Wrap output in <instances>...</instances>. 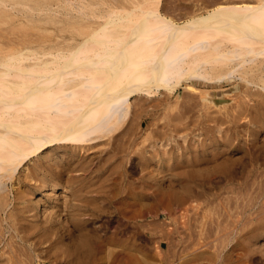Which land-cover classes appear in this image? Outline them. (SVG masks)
<instances>
[{
	"label": "bare ground",
	"instance_id": "bare-ground-1",
	"mask_svg": "<svg viewBox=\"0 0 264 264\" xmlns=\"http://www.w3.org/2000/svg\"><path fill=\"white\" fill-rule=\"evenodd\" d=\"M55 1L56 2L54 4L47 3L39 6L37 5L34 6L32 2L25 0H20L17 3L13 2V0H0V8H3L8 13L9 16L11 15V16L28 17V12L34 11V13L38 14L37 16H39L41 19L47 18L48 16H53L55 17V19L58 18V21L64 23L65 21L68 20L69 21L81 20V24L86 25L87 27L90 28V34L79 43H74L70 41L67 44H63V43L59 44V42H54L47 47L40 48L39 46L38 48L37 47L33 49L28 48L27 50L21 48L15 50L14 52L11 51V53H0V264H178V263L186 264L189 262L190 264H194V263L198 264L199 263L198 261H201L203 258H205L204 262L209 261V263L214 259L215 261L214 262L212 261L213 262L212 264H216V263L236 264L234 261H236L235 259L237 258V256H235L233 260L232 258L233 256L231 253L225 252L224 249H221L224 246H226L225 244H227L229 240L227 243H223L224 246L222 247L220 246L221 248L219 250H218L219 247H216L217 251L216 249L209 251V248L211 249L212 245H213L212 248L216 246L214 245L216 242L215 243L213 242V240L216 238L212 237V235L215 236V234L216 235L218 234L217 236L222 239V242H224L228 238H230L231 234L233 235L236 228L240 227L241 230V228L246 227V225H248V222L254 219V217H250L248 218L250 220L247 221L246 220L247 215L244 218H242L244 209L249 208L248 206L252 204L251 202H248L249 200L248 198L246 200L247 204H245L246 202L239 201L240 199L238 200L237 203H235L236 207L243 206L244 204L245 205H244V209L243 208L239 209L242 210L243 212L242 211L232 212L234 216H236V219H234L235 217L233 215H229V218L232 216L234 217L233 221L231 220V218L226 219V217H228V214L227 216L225 215V219L223 218L220 219L219 217L221 215L220 213H224L226 212V210L225 211L223 210V212L220 211V213H218V215L220 214L218 216L219 219L216 220L213 219L212 217L213 220H210L212 222H210L208 227L206 226V219L200 220L199 217L197 216L195 218L194 217L191 218L189 216L192 220L194 219L195 221H191L190 226H188L189 224H187L186 227H184V228L190 227V229H188L189 231L186 232L187 229H185V231H183L182 233L181 230L182 229L184 230V228H182L180 231L182 235L186 233L188 234L189 232V234L187 235L188 238L193 237V240L191 239L190 240H191V247L193 246L192 248H194V250L190 251L189 249H191V247L188 246H187L188 250L186 249V247H183L186 249L184 251H180V249L177 250L176 245L174 244V243L177 244L178 238L175 241L177 236L174 239L175 242L171 240L174 238L173 236H172L173 238H170V240L169 237L168 238L166 237L168 239L167 242L171 241L172 245L174 244L175 247L173 249H171L173 247L172 246L171 248L167 247L170 248L171 250L170 249L164 250L162 249L163 247L161 248L159 243L154 245L155 246L154 248V246L151 245V241H154L156 236L154 238L152 237L153 240L150 241L151 238L148 235L150 231L152 233L153 231L157 232L158 234H160L161 237H165V235H169V234L171 236V233H168V231L174 232L172 231L174 228L169 227L168 225L169 221L167 222V228L169 227L167 231L166 228L165 230L163 228L158 229L156 227L153 229V227H150V225H152L156 220L159 223L160 221L159 219H154V222L153 223L151 222L152 224H149L147 222L148 219L146 220L147 212L145 211V209L149 210L150 208L151 210L152 208L149 207L151 205L153 206V208L154 206L155 208H157L156 206H158L161 203V201L158 203V201L156 200L158 204L156 203L157 205H153L155 204V202L153 201V204H151L149 203L148 200V198H150L151 195H154V197L152 198L156 197L155 191L157 189H155L154 191L152 187H154L155 185H153L152 183L150 184L148 181H146L147 178H145L144 176L151 177L152 176L151 174H153L155 171L150 174L151 176L148 174V175H144L143 176L144 178L142 177L143 179L140 178L139 181L140 184L130 181L131 179L127 178V175L123 173V175L126 178L125 183L127 186L126 188L124 187L123 190V193L125 192V194L122 193L123 196L118 197V193L121 191L120 190L121 188L119 186L120 191L119 190L114 191L115 189L114 186L120 184V182L118 183V181H117L118 184L115 183L117 178L116 176L118 175L116 173H118V171L120 172V169L122 167L120 168L119 165L117 164L116 165L107 164L109 163V161L106 163L105 161L103 162V160L102 163L100 162V164H98L99 163L98 162L97 164L91 165L89 163V160L86 159V157L84 159V155L82 154V151L83 150L89 151L93 147L96 148L95 146H97L98 144L112 141V139L117 140L116 139L117 135L121 132L122 128L126 129L128 127L127 131L128 132L129 130L132 131L133 128L131 126L134 127L135 125L134 123H137V121L135 122L136 119L139 120L140 118H143L145 113L146 115L151 114V112L160 109V107L162 106L168 105V103L171 100H173L170 99L168 96L167 97L165 96L166 99L164 97V100H161L162 98L161 94H166V95L172 94L181 85L188 88L189 89L188 92H190L191 90V93L193 94L195 92L197 93L198 91L199 93L198 97L201 98L204 104H213V107L215 106L218 110H220V113L223 112L224 115L227 114L228 119H230L229 117H231V115L228 114L230 113V111L229 110L224 111L223 109L227 110L228 107L232 104L234 107L230 106V108L233 107L232 108L234 112L233 116L235 115L234 118L237 116L238 118L240 116H245L248 118L247 122L243 118V121H245L246 124L245 122L241 123L239 121L241 124H244L243 126L241 125L243 129H241L242 127L239 125L241 131L249 134L250 137L253 136V138L257 140L256 143L259 144L258 139L259 136H261L264 129V0H226L218 3L216 6L214 5L212 8L209 7L208 9V7L207 8L205 7L206 11L204 12L199 11L200 9L198 6L199 12H193L185 19H178L176 16L168 13L166 10L167 6H165L164 3L165 0H131L130 1L131 5L128 6L120 5L118 4L117 1H112V2L102 1L101 4L105 3L102 6H98L100 2H96L94 0H55ZM92 18L97 20L91 21ZM36 23H38V21ZM129 31H130V36H127V32ZM62 41L64 42V40ZM227 84L230 85L231 87L226 88L225 85ZM185 87L183 88L184 90ZM232 91H235L238 94L232 96L234 95L232 94ZM157 95H161L160 96L161 101L159 100L158 103L156 102V105L154 103L151 104L152 103L151 100L155 98ZM184 95H188V94H184ZM184 95L182 96L181 94L183 99H184ZM191 95L192 94H190V96ZM177 96L175 97L177 98ZM196 96L197 95H195V97ZM185 97L187 98V96ZM195 97L194 100L196 99ZM242 97H244V99L246 98L247 100H242L243 99ZM134 98H136V101H138L137 99L139 98H144L147 101L150 100L151 102L149 101L148 104H150L151 108L148 109L149 107L147 106L148 107L147 108L145 106L147 105V103L145 105L142 103L141 105L139 104L138 106V103H136V101L134 103ZM139 100L141 101V99ZM194 100L193 102L195 103ZM234 100H236L237 102L236 103L233 102ZM155 101H157V99ZM180 102L182 103L184 101L181 100ZM184 104L186 106L187 101ZM202 104L200 105V107L204 105ZM197 105L191 106L192 109H194ZM180 106L181 108L183 107L182 104ZM188 107L189 106L187 105V108ZM200 107L197 109V111L200 110ZM178 109H177L178 112L177 115L180 116L179 115L180 112ZM207 109L208 106L206 108V112ZM174 110H175V106H174ZM181 110L183 113V108ZM186 110L188 111L189 114L190 109L189 110L186 109ZM167 112L169 113V111ZM175 112L173 114L177 113ZM184 112H185V108H184ZM153 113L155 114L156 112ZM168 113L165 112L166 115ZM169 114L168 116H170ZM196 114L198 113H195V116ZM212 114L213 113L211 112V115ZM218 114L215 115L213 114V116H216ZM185 115H183L184 118L188 116ZM204 115L207 116L206 113ZM132 116H135V120H132L133 119ZM173 116L175 117V115ZM178 116L176 117L179 118ZM190 116L193 119L187 117L186 119L189 118V121L190 120L194 121L198 117L197 116L194 119V116L192 115ZM225 116L224 118H222L221 116H216L214 117V119L210 117L212 118V121L216 120V122L218 123L220 122L219 125H217V127H215L216 125L212 126L209 124L206 127V125H204L203 123L204 120L202 121L201 123L203 124L202 127L203 128L206 127L207 129H209V132L210 131L211 132L208 134L207 138H205L206 136L204 137L205 139H203L204 141L202 143L200 141L202 140L203 136L200 135L201 140L199 139L200 140L199 142L201 143V145L195 146L196 145L195 143V145H193L194 147L191 146L196 149V152L199 153V155H196L197 153H195V155L197 156L198 163H199V159H201V163H202L201 156L202 154L204 156L206 152L223 153V151L224 152L227 151L225 150V147L234 145L237 140L234 136L235 135L237 136V133L241 134L240 133L241 131H238L236 133L233 132L234 134H230L229 132L230 127L229 129H226L229 131H226L222 127L227 124V122L225 121H228V119L225 118ZM177 118L176 120L175 119L174 120L177 121ZM180 118L182 117L180 116ZM157 119H159V117ZM183 119L181 120L178 119V122L180 121L183 122L182 124L184 126L185 125L184 123L185 122L187 123L188 120L185 119L186 121H182ZM197 119L200 120L199 118ZM209 119H207L208 123H209ZM131 120L134 121L133 123L134 125L130 124L131 125L130 126L129 123ZM151 120L153 121V119ZM198 120L197 123H199ZM152 121L150 122L151 125H152ZM159 121H155L156 125L157 122ZM168 121L170 123V119ZM155 122L153 124H155ZM163 122L165 123L166 121L163 120ZM163 122L161 120L160 123ZM172 122L174 123V121ZM190 122L188 123L189 125ZM167 123L165 124L167 125ZM179 124L178 127L182 126V124L181 125ZM151 125H147V126L150 127ZM191 125H194V122ZM163 126L161 127L163 128ZM170 126L173 125L171 124ZM175 126L173 128H175ZM140 127H141L140 125L136 126L133 129L134 131L131 132L132 135L129 132L131 136L128 137V140L126 139L125 142L122 141L123 142V143L121 142L122 144L119 145L115 144L116 145L115 147V145H113L115 141H113L112 144L110 142V144L113 145L112 146L113 149L116 148V150L122 151L123 153V152H128V150L131 149L132 146L137 145L136 141L139 137L138 134L144 130ZM152 127L156 128L157 126L155 127L151 126V129L154 131L155 129H153ZM156 129L158 130V128ZM201 129L202 128H200V130ZM223 129L226 132L224 135L222 134L223 135L222 136L221 132L223 131ZM197 130L200 131L199 129ZM212 130L214 133L212 132ZM127 131L122 132V134ZM164 131L165 129L163 130V136H164ZM183 131L184 130H182V134H184ZM187 131L189 130H186V132ZM158 132L160 133V131ZM200 133L202 132L200 131ZM217 133L218 134L220 133L222 137L220 135L219 136L223 138V141H219L222 139L219 138ZM122 134L120 135L121 137H123ZM247 134L244 135L246 136ZM126 135L125 138H127ZM140 135L142 136L141 133ZM147 135L148 134H145L144 136L149 138V136L152 135L151 138H153L152 133L149 136ZM204 135H206V133H204ZM144 136L143 138L142 137L141 138L144 139L145 138ZM155 137L158 138L161 137L162 141L163 138H165V136L162 137L156 135ZM184 138H186L185 135ZM123 139L124 138H122V140ZM145 139L143 141H145ZM194 139L195 137L192 139V141H194ZM238 139H240V137ZM138 141H140V139ZM256 143H252V145ZM263 143H262V147L264 148ZM110 144L108 143V145ZM140 144L142 146V143ZM184 144L182 143V145ZM239 145L241 144L239 143ZM252 145L249 146L248 148L252 147ZM259 145L261 147V144ZM141 146L139 147L142 148ZM153 146L151 144V147ZM104 147L103 148L106 149V145H104ZM243 147H244L243 150H245L246 147L242 146V148ZM253 147L255 146L253 145ZM184 148L185 147H183L182 149L184 150ZM230 148L231 147H229V150ZM258 148L259 146L255 150L258 151L257 150ZM136 149H135V156L137 151ZM252 149H250L249 151L251 155L253 151ZM101 150L103 151V149ZM185 150L188 149L185 148ZM140 151H144V150L141 149ZM179 152L180 151L178 150V154ZM99 153L101 154V152ZM110 153L114 154L115 150L114 152H110ZM213 153H211V156L215 157L216 154L214 153V155H212ZM257 153H259V151ZM84 154L87 155V153L85 152ZM100 154L99 156H101ZM118 154H116V156ZM108 155L109 154H107L106 156L108 157ZM138 155L142 156L143 154L142 155L137 154V156ZM153 155H155L154 152L151 157H153ZM179 155L181 157V154ZM217 155L219 156L220 154ZM116 156L114 155L113 158H115ZM143 156L145 157L146 155ZM188 156L186 155L185 158H187ZM242 156L243 155H241V158ZM247 156H249V154H247ZM127 157L130 158L131 156H127ZM180 157L178 156L179 160L181 159ZM223 157L226 159L224 155ZM90 158L93 159V157ZM205 158L206 156L203 157V159ZM208 158L211 159L209 156ZM122 159L124 160V158ZM219 159L221 160V158ZM263 159L261 158L260 161L259 159L256 160L262 163ZM109 160L111 161V159ZM176 160H177V156H176ZM227 160L229 159L227 158ZM118 161L116 159L117 163H119ZM141 161H143L142 163H144V159ZM189 161H190L189 163H191L190 159ZM210 161L208 160V162H206L205 159L203 163L206 162L210 164ZM238 161L239 159L238 160L236 159V163ZM248 161H245V163H247ZM254 161H252L251 164ZM258 161L256 162L257 164ZM153 162L155 163V161ZM169 163L167 164L169 165ZM189 163L188 164L185 163V164L190 165ZM256 163L254 165H257ZM128 164L130 165L132 163H130L129 161L127 165ZM140 164L138 166H140ZM234 164L235 162L233 161L231 165ZM132 165L130 166L132 167ZM186 165L184 166L186 167ZM207 165L205 166V168L207 167ZM227 165L229 166V163ZM254 165L253 167H256ZM130 166L127 168H130ZM141 166H143V164ZM181 166L184 167L183 165H180L179 167ZM194 166L196 167V165ZM194 166L192 165V167ZM118 167L120 169L117 170ZM147 167H149V163H147L146 161L143 167L144 171L143 170L142 171L146 172L145 170H147L148 172L149 169L151 168V165L150 168L146 169ZM174 167L176 166L174 165ZM202 167L199 166V168ZM219 167L221 166L219 165ZM244 167L245 164L243 165V169H246ZM249 167L250 166H248L247 168ZM127 168L125 167L126 170ZM140 168L141 167L137 169ZM199 168L196 167V170ZM229 168H234V166L231 167L229 166ZM24 169L28 170L25 171V174L23 173ZM171 169L172 168H170V172L172 171ZM183 169L186 170L188 168L186 167V169L185 168ZM183 169L181 168V170ZM193 169L194 168H191V170L189 169V172L193 171ZM236 169L234 168V170ZM126 170L125 172H127ZM175 170L173 171L175 172ZM227 170L229 171V169H226L224 171ZM251 170L252 169H250V171ZM217 171L215 173V176L219 175L218 172L220 171L218 172ZM230 171H232V169H230ZM236 171L238 172V169ZM236 171L233 173L236 174ZM247 171L248 169H246V172ZM156 172H162L163 174L164 171L159 170ZM177 172L178 170L176 171V173ZM180 172L181 171L179 170V173ZM189 172L188 174L190 175ZM193 172L195 173V170ZM193 172L191 174H193ZM197 172L198 171H196V173ZM213 172L210 173L214 175ZM255 172H258V169L257 171L255 170ZM138 173H140V171ZM171 173H172L171 177L169 178L174 177V176L172 177L173 172ZM181 173H180L181 177L179 178L181 179V183H185V181L187 180L186 178L187 176L185 177ZM196 173L195 176H198ZM224 173L227 174L225 175V177H227L231 172L229 173L222 172V174ZM238 173L241 174L240 171ZM258 173L256 174H258L261 177L264 176L263 170L262 172H258ZM202 174L203 173H201V175ZM242 174L240 175L241 177ZM139 175H143V173ZM139 175H137V177ZM167 176H168V172H167ZM195 176H191V177H195ZM202 176L201 177L203 179L205 177V174H203ZM230 176L233 178L234 175L233 176L230 175ZM162 177H164V175ZM227 178L230 179L229 177ZM227 178L226 181H228ZM259 178H258L259 181L257 180L255 181L256 183L260 182L261 184V182L264 181V177L262 179ZM221 179L222 178L220 177L219 180ZM235 179H236V175H235ZM240 179L242 180V178ZM169 180L170 181L168 184H170L171 186L170 182L172 179ZM204 180L205 179H203V181ZM17 181H18L17 184L20 185V183H22L21 185L23 186L21 187L16 186ZM189 181L190 180H187V183ZM176 182L174 183L176 184ZM198 182L200 183V180ZM10 183L12 185V189L9 186ZM225 183H223V186ZM249 183H253V182H249ZM233 184L230 185L231 186L230 190L227 188L228 193L229 191H231L232 193ZM260 184L258 188H256L257 186L256 187L254 186L255 188L253 189H251V187L255 184L252 185L250 184L251 186L247 184L249 187H246L245 185V187L250 188L251 191H248L247 189V192L245 191L246 194H244L245 192L243 193V191L240 190L244 194L242 195V197L247 195L251 198L252 202L253 199L258 200V196H261L262 192H264L263 189L264 186ZM159 185L160 187H162L161 184ZM159 185H157L156 187H158ZM181 185L186 186L183 184ZM192 186L193 185H191V187ZM194 186L197 185L194 184ZM210 186L211 184H209V186L207 187ZM191 187L189 188V185L186 186V192L188 191V194H191L193 192V190L190 191V189H194ZM200 187L201 189L203 188L202 185ZM238 187L240 188V186ZM148 188H150V190L152 189V194L151 192L149 193L147 192L150 191L147 190ZM178 188L181 189V186ZM212 188H210V191ZM219 188H223L222 185ZM162 189L163 188L159 190ZM172 189H173V185H172ZM170 190L168 189L169 195L175 192V189H173L174 192L172 191L171 193ZM182 190H184V188L181 189L180 191ZM237 190L239 189L237 188ZM195 192L197 191H194V194ZM198 192L201 194L204 193V197H205L206 191L200 192V190H198ZM225 192L224 194H226ZM36 193H40L41 195L38 196L36 195ZM159 193H161L160 195H162L163 191H160ZM178 193L181 194L180 192ZM164 194H167L166 196L169 197L168 193H164ZM183 194L182 196L186 197V194L185 195ZM194 194L193 197L196 195ZM210 194L212 193L210 192L209 196ZM157 195L159 196V194ZM221 195L223 196L222 193ZM175 196L176 195H174L175 200L176 199L181 200V198H179L178 195L177 197ZM212 196H215V194L214 195L212 194ZM159 197L161 199V196ZM159 197H156L155 199L157 198L159 199ZM164 197L162 199H165ZM174 198L172 199L173 201ZM168 199L167 202H169ZM183 199L186 200V198ZM255 200L253 203L256 202ZM230 201L231 199H228V203ZM232 201L234 202V200ZM203 202L202 204H204ZM208 202L209 201H207V204L205 203L206 206L208 205ZM222 202L223 204L220 202L219 203L216 202V203L219 205V207L221 206L220 204L224 205L225 209L229 207L232 208L233 207L232 204H234V203L232 204L230 203L232 205L231 207L230 204H226L227 202L224 204L223 199ZM188 203H191V201H189ZM196 203L195 204L191 203V206L193 208L190 207V204L188 206L190 208H186L187 207L186 203L185 205L184 204L183 205L188 211L191 210L192 212V209H194L193 210L194 212L192 213L189 212L190 214H194L196 213L197 210V209L195 210V208H197ZM166 204H167V209L170 210L174 209L170 207L171 203L169 204L166 203ZM173 204H177V202L175 203L174 201ZM168 206L170 208H168ZM184 206L182 210L180 209L181 211L183 210L185 211ZM211 207L213 206L211 205L210 208ZM159 208L156 209V211H159ZM201 208L199 212L197 211L200 214H201L200 211H202ZM162 209L164 210V208ZM167 209L166 211H168ZM235 209L236 208H234V210ZM227 212H229V209H227ZM256 212H257V217H256L257 220L256 219H255L256 221L253 220L252 223L257 224L258 228H256V230L259 231H257L258 233L256 235H253V233H251L248 230L251 233V234L248 233L250 240H253L254 238L255 239L260 238L257 237L260 235H262L261 237H263L264 235V209H261L260 207V209H257ZM172 213H174L173 215H175L176 213V216L179 214L177 213V210L176 212H171V215ZM184 213H186V211ZM198 213L196 215H198ZM252 214L254 216V213ZM173 215L172 218L175 217ZM223 215L224 214H222L221 216ZM116 216L119 217L118 220L119 222L117 223H119V225L120 224L123 225L122 230L125 227L124 225L126 226L129 225V228L131 226V231L128 229L129 235L127 236L125 235L126 234V232L124 231L125 229L123 230L124 234H122L121 232L122 230H120L121 225L119 226L117 223L114 224L115 219L117 221V218H115ZM202 216L204 215L202 214L200 217ZM183 217L180 218V214L178 216V218H180L182 222H183L182 219H184L185 222L186 218ZM210 217H208L207 220L208 222ZM140 218H143L142 222H140L139 220ZM178 218H175V221L176 219L178 220ZM190 218L188 219V221L190 220ZM169 219L171 221V218ZM180 219L178 220V222L180 221ZM151 220H153V218ZM120 221H122L123 223H120ZM98 222L100 223L97 224ZM164 222L166 223V220ZM164 222H162L161 224L162 225L165 224ZM184 222H183V226L186 224L187 221L185 223ZM112 224L115 225L114 228H112ZM254 224L252 225L255 227ZM156 225L158 226L159 224ZM252 225L250 226L252 227ZM163 226H166V224ZM132 227H133V232H132ZM246 229H244V231H246ZM244 231L242 229V233ZM240 233L241 231L238 230L237 234L240 235ZM172 234L176 235V233H172ZM243 234H241L242 236L241 235L238 236L244 239L246 234L245 235ZM157 237L158 239H160L159 236ZM210 237L214 239L210 240ZM218 237L216 239L217 241H219ZM239 237L236 239H239L240 242H243V240L241 241L242 238L240 239ZM188 238L185 240L186 242L183 241L184 237L182 238V241L185 242L184 246L186 245ZM225 238L227 239L225 240ZM139 240L140 242H138ZM155 241L152 242V244L156 243ZM253 241L251 245L253 244ZM240 242L236 244H239ZM171 243L169 244L170 246ZM234 244L235 243H233V245ZM187 245H190V243H188ZM219 245L221 244L219 243ZM240 245L241 244H239V246ZM256 245L257 244L255 243V246ZM248 246L250 248L253 247L250 245ZM152 248L155 249L154 252ZM234 250L238 251V249H234ZM213 251H215V253H213ZM207 252L208 253L210 252L209 254L211 255L206 256L208 254ZM241 252L240 254L243 253ZM245 256L246 255H243L244 257L243 259H245ZM251 256L254 257L252 254ZM206 257H210V260H206ZM244 261L245 260L241 262L239 261L240 263L237 261V264H245ZM255 261H257V259L256 260L254 259V262Z\"/></svg>",
	"mask_w": 264,
	"mask_h": 264
},
{
	"label": "rangeland",
	"instance_id": "rangeland-1",
	"mask_svg": "<svg viewBox=\"0 0 264 264\" xmlns=\"http://www.w3.org/2000/svg\"><path fill=\"white\" fill-rule=\"evenodd\" d=\"M20 0H13V2H15V3H17V2H19ZM25 1H29V2H32V4L34 5V6H39V5H43V4H54L56 1L55 0H25ZM94 1H96V2H100V4H98V6H102V5H104V4H101V2L102 1H105V2H112V1H117L118 2V4H120V5H131L130 4V1L131 0H94ZM223 1H226V0H165L164 1V3H165V6H167V8H166V10H167V12L168 13H170L171 15H174V16H176L178 19H185V18H187L189 15H191V13H193V12H199V11H206V8L208 7V9H209V7L210 8H212L214 5L216 6L218 3H220V2H223ZM51 2H53V3H51ZM198 6H199V9H198ZM206 7V8H205ZM1 9H3V8H0V48H2V49H0L1 51H0V53H11V51H15V50H18V49H21V48H24L25 50H27L28 48H30V49H33V48H38L39 46H40V48L41 47H47V46H50V44L51 43H54V42H59V44H67V43H69L70 41H72V42H74V43H79V42H81L82 40H84L89 34H90V28L89 27H87L86 25H83V24H81V20H74V21H65V23L64 22H60V21H58V18H56L55 19V17H53V16H48L47 18H44V19H41L39 16H37L38 14H35L34 13V11H29L28 12V17H22V16H9L8 15V13L3 9V10H1ZM195 11H194V10ZM197 10V11H196ZM199 10V11H198ZM97 11H98V9H97ZM5 12V13H4ZM30 14H32V15H30ZM33 14H35V15H33ZM13 17V18H12ZM52 17V18H51ZM16 18V19H15ZM24 19V20H23ZM31 19H33V20H31ZM47 19V20H46ZM94 18H92V20L91 21H96L95 19L93 20ZM20 21V22H19ZM38 21V23H36ZM42 21H43V23H42ZM57 24H58V26H57ZM60 25V26H59ZM127 36H130V31L129 32H127ZM11 37V38H10ZM58 37V38H57ZM57 38V39H56ZM62 38V39H61ZM37 39V40H36ZM73 39V40H72ZM30 40V41H29ZM43 40V41H42ZM62 40H64V42L62 41ZM67 40V41H66ZM26 41V42H25ZM78 41V42H77ZM14 42V43H13ZM29 42V43H28ZM61 42V43H60ZM12 44H13V46H12ZM35 44V45H34ZM45 45V46H44ZM12 47V48H11ZM183 85H181V86H179L178 87V89L174 92V93H172V94H161V95H157L155 98H153L151 101H152V103L151 104H155L156 105V102L158 103L159 102V100H160V96L162 97L161 98V100H164V97L166 96H168L170 99H173V100H171L169 103H168V105H166V106H162V107H160V109H158V110H156V111H153V112H156L155 114L153 113V112H151V114H147L146 115V113H145V115H144V117L143 118H140L139 120L138 119H136L135 120V116H132L133 117V119L132 120H135V122L137 121V123H134V121H130V123H129V125L131 124V125H134V127L133 126H131L133 129L136 127V126H141L140 128H142V129H144L142 132H140L141 134H142V136L140 135V133L138 134L139 135V137H138V139H137V141L140 139V141H141V139L143 138V136L145 135V134H148L147 136H149L151 133L153 134V138H151V136H149V138L148 137H146V136H144L145 138H147V139H145V141H143L144 139H142V141L140 142V141H136V144L137 145H134V146H132L131 147V149H129L128 150V152L130 153H128V152H123L122 153V151H118V150H116V145L115 144H117V145H119V144H122L123 142H125L126 141V139L128 140V137H130L131 135H132V133L131 132H133L134 130L132 129V131H130L129 130V132H130V134H129V132L127 131L128 130V127L126 128V129H124V128H122V130H121V132L117 135V140H113L112 139V141H109V142H103V143H100V144H98L97 146H95L96 148H92V149H90L89 151H85V150H83L82 151V154L84 155V159H85V157H86V159L87 160H89V163L91 164V165H94V164H97L98 162V164H100V162L102 163V160H103V162L105 161L106 163L109 161V163H107V164H117V165H119V167L121 168H117V170L118 169H120V172L118 171V173H116V174H118L116 177L118 178V180H117V178H116V184H118L119 182H120V184H122V185H116V186H114L115 187V189H114V191H117V190H119V186H120V192L118 193V197H120V196H123V194H125V192L123 193V190H124V187L126 188V178H125V176L123 175V173L125 174V175H127V178H130V179H128V180H130V181H133V182H136L137 184H140V178L141 179H143L144 177L145 178H147V180L146 181H148L150 184L152 183L153 185H155L154 187H152V189L155 191V189H157V190H159V189H161V188H163L162 190H159V191H155V193H156V197H159V196H161V199H160V197H159V199L157 198V199H155V198H152V197H154V195H151V197L150 198H148V200H149V203H151V204H153V201L155 202V204H153V205H157L160 201H161V203L158 205V206H156L157 208H155V206H154V208H153V206L151 205V206H149V207H151L152 209L151 210H153V211H151L150 210V208H149V210H147V209H145V211L147 212V218H146V220H147V222L149 223V224H152L153 222H154V219H159L160 221H159V223L157 222V220L152 224V225H150V227H153V229L154 228H163V229H167V231H168V228L169 227H172V228H174L172 231H174V232H169L168 231V233H171V236H170V234L169 235H165V237H161L160 236V234H158L157 232H154L153 231V233L150 231L149 232V236H150V241L151 240H153L152 239V237L154 238L155 236L157 237V236H159V238L160 239H158V237H157V239H156V237H155V240H157V241H155L156 243H153L152 244V242H154V241H151V245H156V244H160V246H161V248L162 249H164V250H169L172 246V248L171 249H173L175 246H174V244L176 245V249L177 250H179L180 249V251H184V250H188V248H187V246L188 247H191V240H193V237L191 238L190 236V238H188V234H189V232H188V234L186 233V234H183L182 235V233H183V231H185V229H187L186 230V232L187 231H189L188 229H190V227L188 228H184V227H186V225L187 224H189L188 226H190L191 224V221H195L194 219L192 220L191 218H195L196 216L197 217H199V219L201 220V219H206V226L208 227V225L210 224V222H212V221H210V220H213V219H219L218 218V216L221 214H224L223 216H219L220 217V219H225V215L227 216V214H228V217H226V219H230L231 218V220L233 221L234 219H236V216H234V214L232 213V212H236V211H242V210H239L240 208H243L244 209V205L245 204H247V202H246V200H247V198L249 199L248 200V202H251L252 204H250L249 205V203H248V207L249 208H245L244 209V212H243V217L242 218H244L246 215V220L248 221V220H250V219H248V218H250V217H254V221H256L257 219H256V217H257V209H260V207H261V209H264V192H262V194H261V196H258V200L256 199H253V202H254V200L256 201L255 203H253L252 202V200H251V198L249 197V196H243L242 197V195H244V194H246V192H247V189H248V191H251V189H253V188H255L256 186V188H258L259 187V184H260V182H257L256 183V181L255 180H257V181H259L258 180V178L259 177H261V176H259L258 174V172H262V170L264 171V148L262 147V143H263V140H264V129H263V132H262V134H261V136H259V139H258V142H259V144H261V147H260V145L258 144V143H256L257 142V140L256 139H254L253 138V136H251L250 137V135L249 134H247V133H245V132H243V131H241V129H243V125L244 124H241V123H244L245 121L247 122V120H248V118L247 117H245V116H240L239 118H238V116L237 117H235L234 118V116H233V105L231 104L230 106H233V107H231L230 108V106L228 107V109L227 110H225V109H223L224 111H230V113H228V114H230L231 115V117H229L230 119H228V115L227 114H225V115H227V116H225L224 115V113L223 112H221L220 113V110H218L215 106L213 107V104H204L203 102H202V100H201V98H199L198 96V91H197V93L195 92L194 94L193 93H191V90H190V92H188L189 91V89L188 88H186L185 86H183ZM185 87V90L183 89ZM225 87L226 88H229V87H231L230 85H225ZM186 89H188V90H186ZM185 91V92H184ZM184 94H188L189 96H190V94H192L191 96H190V98H189V96L188 95H184ZM187 92V93H186ZM192 92H194V91H192ZM176 94V95H175ZM181 94H182V96L184 95V99L186 98L185 96H187V98L184 100L183 99V97L181 96ZM232 94H234V95H232V96H235V94H238L237 92H235V91H232ZM178 95V96H177ZM195 95H197L196 97H195ZM175 96H177V98L175 97ZM159 99H158V98ZM166 97H165V99H166ZM193 97V98H192ZM194 97L197 99H195L194 100ZM189 98V99H188ZM240 98V97H239ZM238 98V99H239ZM243 99L242 100H247L246 98L244 99V97H242ZM139 99H141V101L139 100ZM139 99H137L138 101H136V98H134V103H135V101H136V103H138V106H139V104L141 105L142 103L145 105L146 103H147V105H145L148 109H150L151 108V106H150V104H148V102L150 101V100H146V99H144V98H139ZM142 99H143V101H142ZM157 99V101H155ZM188 99V100H187ZM160 100V101H161ZM179 100V101H178ZM184 101V102H180V101ZM190 100V101H189ZM192 100V101H191ZM193 100L195 101V103L193 102ZM150 101V102H151ZM178 101V102H177ZM186 101H187V104H186V106H185V104L184 103H186ZM199 101V102H198ZM192 102V103H191ZM196 102H197V104H196ZM233 102H237L236 100H234ZM179 103H181L182 104V108H183V113H182V108H181V104H179ZM190 103V104H189ZM194 103V104H193ZM200 103V104H199ZM204 105H203V104ZM234 103V104H235ZM173 104H175V105H173ZM184 104V105H183ZM203 105V106H201L200 107V105ZM179 105V106H178ZM187 105L189 106L188 108H187ZM195 105H197L194 109H192V107L191 106H195ZM174 106H175V110H176V112H177V109L178 108H181V109H178L179 110V115L182 117V118H180V116H178L177 114H178V112L176 113L175 112V110H174ZM185 106V107H184ZM207 106H208V109H207V112H206V108H207ZM167 107H168V109H167ZM178 107V108H177ZM191 107V108H190ZM200 107V110H198L197 111V109ZM206 107V108H205ZM211 107H212V109H213V111H212V109H211ZM177 108V109H176ZM184 108H185V112H184ZM203 108H205V109H203ZM214 108H216V109H214ZM167 109V110H166ZM186 109H190L189 110V114L190 115H192V116H194V119L197 117V118H199L200 120H198L197 118L194 120V121H192V120H190L189 121V118L190 119H193L189 114H188V111L186 110ZM192 109V110H191ZM209 109H210V111H209ZM163 110V111H162ZM166 110V111H165ZM173 110V111H172ZM204 110V111H203ZM215 110V111H214ZM216 110H218V111H216ZM222 110V111H223ZM262 110H263V108H262ZM162 111V112H161ZM167 111H169V113L167 112ZM190 111H191V113H190ZM197 111V112H196ZM232 111V112H231ZM165 112L166 113H168L170 116H168V114L166 115L165 114ZM176 113V114H173V113ZM198 113V114H196V116H195V113ZM206 113V115L207 116H205L204 114ZM210 114H209V113ZM211 112L215 115V114H218V112H219V114L218 115H216V116H221L222 118H224V116H225V118H227L228 119V121L230 120L231 121V123H230V121L228 122V121H225V122H227V124L226 125H224V123H223V125L224 126H226V127H224V126H222L225 130L226 129H229V127H230V131L229 130H226V131H229L230 132V134H234L233 132H238V131H241L240 133L242 134H239V133H237V136L235 135L234 137L237 139L236 140V142H235V144L234 145H230V146H228V147H225V150H227V151H223V153H220V152H217V153H215L216 155H215V157H212L211 156V153H213V152H206L205 154H204V156H203V154H202V156H201V158H202V163H201V159H199V163L197 162V156L196 155H199V153L198 152H196V149L195 148H193L194 146L193 145H195V143H196V145L195 146H197V145H201V143L204 141L203 139H205V138H207V136H208V134L211 132H209V129H207L206 127H207V125L209 124V125H212V126H215V127H217V125H219V123L218 122H216V120H213L212 121V118L214 119V117H216V116H213V114L211 115ZM161 113H163V114H161ZM171 113H172V116H171ZM182 113V114H181ZM186 115H185V114ZM194 113V114H193ZM199 113H201V114H199ZM161 114V115H160ZM165 114V115H164ZM209 114V115H208ZM173 115H175V117L173 116ZM183 115H185V116H187V117H189L188 119H186V118H184V116ZM201 115V116H200ZM156 116H158L159 117V119H157L158 117H156ZM164 116H165V118H164ZM176 116H178L179 118H177ZM200 116V117H199ZM213 116V117H212ZM154 117V118H153ZM155 117H156V120H155ZM168 117V118H167ZM174 117V118H173ZM207 117V118H206ZM210 117H212V118H210ZM137 118H139V117H137ZM169 120L170 119V123H169V121L167 120V119ZM176 118H177V121H175L176 120ZM184 118V119H183ZM201 118H202V120H201ZM210 118V119H209ZM243 118L245 119V121H243ZM151 119H153V121L151 120ZM173 119V120H172ZM175 119V120H174ZM178 119H183L182 121H186V120H188L187 121V123L185 122L184 124L185 125H189L188 123L190 122V129L187 127V126H183V122H178ZM186 119V120H185ZM207 119H209V123H208V121H207ZM227 119H225V120H227ZM238 121H237V120ZM160 120V121H159ZM161 120H162V122H163V120L164 121H166L165 123H167V121H168V123L171 125H173V126H170L168 123H167V125L163 122V123H160L161 122ZM197 120H198V122L200 123H197ZM204 120V121H203ZM236 120V121H235ZM242 120V121H241ZM152 121V125L150 124V122ZM155 121H159V122H157V125H156V122ZM172 121H174V123L172 122ZM202 121H203V123H204V125H206V127H202V125L203 124H201L202 123ZM233 121V122H232ZM236 123H235V122ZM241 123H240V122ZM155 122V124H153ZM172 122V123H171ZM176 122H177V124H176ZM193 122H194V125H191V124H193ZM197 124H196V123ZM246 122H245V124H246ZM134 123V124H133ZM149 123V124H148ZM161 125H160V124ZM179 123H181L182 124V126H179L178 127V124ZM212 123V124H211ZM218 123V124H217ZM232 123H234V124H232ZM240 123V124H239ZM143 124V125H142ZM177 125V126H175V125ZM181 124H179V125H181ZM229 124V125H228ZM238 124V125H237ZM147 125H151V126H157L156 128H158V130L156 129V128H153V129H155L154 131L151 129V126L149 127V126H147ZM158 125H159V127H158ZM164 125V126H163ZM195 125H196V127H195ZM198 125H199V127L200 128H202L201 130H200V128L198 127ZM242 127L241 129L239 128L240 126ZM161 126H163V128L165 127V126H168V127H165L164 129H165V131H168V132H165L164 131V136H165V138H163V141H162V138L160 137V138H158V137H155V135L156 136H162V137H164L163 136V128L161 127ZM175 126V128H173ZM191 126H193V127H191ZM178 127V128H177ZM184 127H185V129H184ZM149 128V129H148ZM162 128V129H161ZM167 128V129H166ZM172 128V129H171ZM177 128V129H176ZM183 128V129H182ZM187 128V129H186ZM199 129L202 133H200V131H198L197 129ZM235 128V129H234ZM198 131H196V130ZM203 129H205V130H203ZM223 129V131L221 132V135L223 134H225V130ZM236 129H237V131H236ZM240 129V130H239ZM127 131V132H125V133H123L122 134V132H124V131ZM147 130V131H146ZM149 130V131H148ZM157 130V131H156ZM162 130V131H161ZM182 130H184L183 131V133L184 134H182ZM186 130H189V131H187L186 132ZM213 130H215V129H213ZM213 130H212V132H213ZM158 131H160V133L158 132ZM192 131H194V132H192ZM197 133H196V132ZM145 132V133H144ZM148 132H151V133H148ZM191 132V133H190ZM247 134L246 136L243 134ZM126 133H127V135H129V136H127L126 135ZM154 133H155V135H154ZM162 133V134H161ZM190 133V134H189ZM200 133V134H199ZM204 133H206V135H204ZM214 133V132H213ZM212 133V134H213ZM122 134V136L123 137H121L120 135ZM159 134V135H158ZM188 134V135H187ZM198 134H199V136H198ZM203 134V135H202ZM125 135H126V137L127 138H125ZM184 135H185V137L186 138H184ZM203 136V138H202V140H201V136ZM217 135L219 136L220 135V133L218 134L217 133ZM220 135V136H221ZM222 135V136H223ZM244 135V136H243ZM119 136V137H118ZM191 136V137H190ZM196 136H198V137H196ZM206 136V137H205ZM219 136V138H221ZM244 138H243V137ZM142 137V138H141ZM195 137V139H194V141H192V139ZM205 137V138H204ZM229 137V136H228ZM240 137V139H238ZM263 137V138H262ZM120 138V139H119ZM122 138H124L123 140H122ZM151 138V139H150ZM157 138V139H156ZM184 138V139H183ZM244 140H243V139ZM252 138V139H251ZM119 139V140H118ZM191 139V140H190ZM201 141H200V140ZM222 140H219V141H223V138H221ZM231 139V138H230ZM249 139H250V141H249ZM121 140V141H120ZM148 140V141H147ZM149 140H151V141H149ZM185 140V141H184ZM190 140V141H189ZM241 140H243V141H241ZM260 140V141H259ZM113 141H115L114 142V144L113 145H115V149H113V145H111L112 143H113ZM123 141V142H122ZM155 141V142H154ZM196 141V142H195ZM201 143H200V142ZM245 141V142H244ZM255 141V142H254ZM261 141H262V143H261ZM110 142H111V144H110ZM117 142V143H116ZM119 142V143H118ZM122 142V143H121ZM145 144H144V143ZM148 142V143H147ZM192 144H190V143ZM249 144H248V143ZM107 143V144H106ZM108 143L110 144V145H108ZM140 143H142V146H141V144ZM146 143H147V145H146ZM180 143H181V145H180ZM182 143L184 144V145H182ZM194 143V144H193ZM238 143V144H237ZM239 143L241 144V145H239ZM251 143V144H250ZM252 143H256L257 144V146H256V144H253L256 148L259 146V148L257 149L258 151H259V153H257L258 151H256L255 149V147H253V145H252ZM103 144V145H102ZM144 144V145H143ZM148 144H149V146H148ZM151 144H152V146L153 145H155V146H153V147H151ZM157 144V145H156ZM179 144V145H178ZM243 144V145H242ZM246 144V145H245ZM264 144V143H263ZM104 145H106V149H104L105 147H104ZM186 145V146H185ZM252 145V147H250V148H248L249 146H251ZM139 146H141L142 148H140ZM143 146H146V147H143ZM191 146H193V147H191ZM242 146H245L246 147V151L248 152H246L245 150H243L244 149V147L242 148ZM264 146V145H263ZM104 147V148H103ZM137 149H136V148ZM148 147V148H147ZM183 147H185L186 149H188V150H185V148H184V150L182 149ZM229 147H231L230 148V150H229ZM241 147V148H240ZM110 149V151H109V149ZM133 148V149H132ZM146 148V149H145ZM228 148V149H227ZM248 148V149H247ZM253 148V149H252ZM263 148V149H262ZM101 149H103V151L101 150ZM135 149L137 150L136 151V156H135ZM141 149H143L144 151H140ZM241 149V150H240ZM250 149H252L253 151H252V155L250 154ZM101 150V151H100ZM105 150H106V152H105ZM114 150H115V153L113 154V153H110V152H114ZM134 150V151H133ZM149 150H150V152H149ZM178 150L180 151L179 152V154H181V157H180V155L178 154ZM181 150H182V152H181ZM263 152H262V151ZM140 151V152H139ZM152 151V152H151ZM184 151V152H183ZM189 151V152H188ZM200 151V150H199ZM233 151H235V152H233ZM84 152L85 153H87V155H85L84 154ZM99 152H101V154L99 153ZM139 152V153H138ZM143 152V153H142ZM153 152L155 153V155L157 156H155V155H153V157H151L152 156V154H153ZM222 152V151H221ZM243 152V153H242ZM245 152H246V154H245ZM255 152V153H254ZM119 153V154H118ZM133 153V154H132ZM146 153V154H145ZM152 153V154H151ZM187 153V154H186ZM190 155H189V154ZM193 153V154H192ZM195 153H197L196 155H195ZM214 153L212 154V155H214ZM228 155H227V154ZM234 153V154H233ZM238 153V154H237ZM81 154V155H82ZM99 154L101 155V156H99ZM103 154V155H102ZM107 154H109L108 155V157L106 156ZM113 154V155H112ZM116 154H118L117 156H116ZM121 154V155H120ZM137 154H140V155H146L145 157L142 155V156H137ZM159 154V155H158ZM217 154H220L219 156L217 155ZM247 154H249V156H247ZM82 155V156H83ZM110 155H112V156H110ZM116 156L115 158H113V156ZM123 155V156H122ZM126 157H125V156ZM171 155V156H170ZM186 155L189 157H187V158H185L186 157ZM194 155V156H193ZM222 155V156H221ZM223 155L226 157V159L223 157ZM228 157H227V156ZM238 155H240V156H238ZM241 155H243L242 156V158H241ZM254 158V160H256V159H259V161H260V159L262 158L263 160V164L262 163H260L258 160H256V161H254L253 160V158L251 157V156ZM258 157H257V156ZM96 156V157H95ZM102 156H104V157H102ZM110 156V157H109ZM127 156H131L132 157V160H131V157L129 158V157H127ZM169 156V157H168ZM176 156H177V160H179V158H178V156L181 158L179 161H177L176 160ZM196 156V157H195ZM206 156V162H208V160L210 161V164L209 163H206V162H204L203 163V161H205V159H203V157H205ZM208 156L211 158V159H209L208 158ZM230 156V157H229ZM232 156V157H231ZM234 156H236V157H234ZM262 156V157H261ZM90 157H93V159L92 158H90ZM135 157V158H134ZM141 157V158H140ZM144 157V158H143ZM148 157V158H147ZM171 157V158H170ZM193 157H195L196 158V160H195V158H193ZM221 158V160L219 159V158ZM234 157V158H233ZM244 157V158H243ZM247 157V158H246ZM257 157V158H256ZM89 158V159H88ZM98 158V159H97ZM103 158V159H102ZM107 158V159H106ZM121 158V159H120ZM122 158H124V160L122 159ZM130 160H129V159ZM140 158V159H139ZM144 159V163H142L143 161H141V160H143ZM170 160H169V159ZM207 158H208V160H207ZM223 158V159H222ZM227 158L229 159V160H227ZM241 158V159H240ZM246 158V159H245ZM250 158V159H249ZM101 159V160H100ZM106 159V160H105ZM109 159H111V161L109 160ZM116 159H117V161H118V159H119V163L120 162H122V163H117L116 162ZM138 159V160H137ZM147 159V160H146ZM153 159V160H152ZM159 159V160H158ZM168 159V160H167ZM188 159V160H187ZM189 159L191 160V163H189L190 161H189ZM195 161H194V160ZM217 159H218V162H217ZM236 159L238 160L239 159V163L237 164L236 163ZM242 159H243V161H242ZM244 159H245V161H248V159H249V161L247 162V163H245V161H244ZM96 160H98V161H96ZM112 160H113V162H112ZM121 160V161H120ZM123 160V161H122ZM219 160H220V162H219ZM223 160V161H222ZM250 160H252V161H254L252 164L254 165L257 161H258V164L257 165H254V166H256V167H253V165L251 164V162L252 161H250ZM93 163H92V162ZM129 161H130V163H132V164H130V165H132V167L130 166V168H127V167H129L128 165H127V163H129ZM136 163H135V162ZM138 161V162H137ZM147 161V163H149V167H147L146 169H148V168H150V165H151V168L149 169V171L147 172V170H145L146 172H143L144 170H143V167H144V164H145V162ZM150 161V162H149ZM153 161H155V163L153 162ZM167 161V162H166ZM187 161H188V163L190 164V165H186V164H188L187 163ZM233 161L235 162V164H236V166H235V164L234 165H231L232 163H233ZM244 162V163H242V162ZM95 162V163H94ZM111 162V163H110ZM115 162V163H114ZM160 162V163H159ZM170 162V163H169ZM172 162V163H171ZM179 162V163H178ZM213 162V163H212ZM217 162V163H216ZM226 162H228L229 163V166L231 167V166H234V168L236 169H238V172L240 171L241 172V174H242V177L240 176L241 174L240 173H238L236 170H234V168H229V166L227 165L228 163H226ZM125 163V164H124ZM138 163V164H137ZM141 163V164H140ZM153 163H154V165H153ZM167 163H169V165L166 164ZM186 163V164H185ZM195 163H197V164H195ZM214 163H216V164H214ZM221 163V164H220ZM226 165H224V164ZM249 163V164H248ZM121 164H122V166H121ZM136 164H137V166L140 164V166H136ZM143 164V166H141ZM177 164V165H176ZM204 164V165H203ZM207 164H209V165H207ZM223 164V165H222ZM245 164V167L244 168H246V169H248V171L246 172V169H243V165ZM152 165H153V167H152ZM174 165L176 166V167H174ZM180 165H186V167L188 168V169H186V167L184 166V167H179ZM192 165L194 166V165H196V167L197 168H199V166H203L202 168H199V169H197L196 170V167L194 166V167H192ZM199 165V166H198ZM207 165V167L205 168V166ZM211 165V166H210ZM216 165V166H215ZM219 165L222 167H219ZM241 165V166H240ZM134 166V167H133ZM156 166H158V167H156ZM208 166H209V168H208ZM248 166H250L249 168H247ZM125 167L127 168V170L125 169ZM139 167H141L140 169H137V168H139ZM156 168V170H155V168ZM159 167H160V169H159ZM172 168L171 170V172H173V175H172V177L173 178H169V177H171V172H170V168ZM212 167V168H211ZM215 167V168H214ZM226 169H229V171L227 170V171H224V170H226ZM228 167V168H227ZM241 167V168H240ZM164 168V169H163ZM179 168V169H178ZM181 168L183 169V168H185L186 170H181ZM191 168H194L193 169V171L195 170V173H196V171H198L196 174L198 175V176H195V173L193 172V171H190L189 172V169L191 170ZM218 168V169H217ZM263 168V169H262ZM131 169H132V171H131ZM152 169V170H151ZM166 169H169V170H166ZM175 169H177L178 170V172L176 173V171L177 170H175ZM213 169V170H212ZM224 169V170H223ZM230 169H232V171H230ZM240 169V170H239ZM250 169H252L251 171H250ZM257 169H258V172H255V170L257 171ZM259 169H260V171H259ZM122 170V171H121ZM125 170L127 171V172H125ZM128 170H129V172H128ZM134 170V171H133ZM137 170V171H136ZM143 170V171H142ZM164 171L163 172V174H162V172H156V171ZM173 170H175V172L173 171ZM179 170L181 171V172H183V173H181L182 175H184L186 178H187V180H190L189 182L190 183H192V184H190L189 182L187 183V180L185 181V183H181V179L179 178V177H181L180 176V173H179ZM214 170H218V171H220V172H218L219 173V175H216L215 176V173H216V171H214ZM223 170V171H222ZM25 171H28V170H26V169H24V174H25ZM140 171V173H138ZM152 171V172H151ZM156 173H155V172ZM166 171V172H165ZM200 171V172H199ZM203 171V172H202ZM214 171V172H213ZM236 171V174H234L233 172H235ZM242 171H244V172H242ZM131 172H133V173H131ZM150 172V173H149ZM155 174H154V173ZM167 172H168V176H167ZM185 172V173H184ZM188 172L190 173V175L191 176H195V177H191L189 174H188ZM193 172V174H191ZM210 172H213V174L214 175H212V173H210ZM222 172H227V173H229V172H231L230 174H229V176H227V177H229L230 179H228L227 177H225V175H227V174H222ZM249 172H250V175H249ZM122 173V174H121ZM138 173V174H137ZM143 173V175H139V174H142ZM151 173H153V174H151ZM159 173V174H158ZM161 173V174H160ZM175 173V174H174ZM201 173H203V174H205V177L203 178V179H205L204 181H203V179H202V175H201ZM210 175H208V174ZM217 173V174H218ZM244 173H245V175H244ZM248 175H247V174ZM255 173V174H254ZM256 173H258V174H256ZM130 174H131V176H130ZM135 174V175H134ZM150 175L151 177H149V176H144V175ZM179 174V175H178ZM187 174V175H186ZM224 175V176H221V175ZM137 175H139L138 177H137ZM159 175V176H158ZM164 175V177H166V178H164V177H162ZM166 175V176H165ZM176 175H177V177H176ZM190 176V178H189V176ZM199 175H201V176H199ZM211 175H212V177H211ZM230 175H234L233 176V178L230 176ZM235 175H236V179H235ZM237 175H239V176H237ZM119 176V177H118ZM129 176V177H128ZM133 176H134V178H133ZM144 176V177H143ZM153 176H155V177H153ZM162 178H164V179H162ZM183 176V177H184ZM245 176H246V178H245ZM249 176V177H248ZM257 176H258V178H257ZM18 177H19V175H18ZM121 177V178H120ZM122 177H123V179H122ZM136 177H137V179H136ZM143 177V178H142ZM149 177V178H148ZM160 177V178H159ZM201 177V178H200ZM222 178L221 180H219V178ZM251 177V178H250ZM264 176H262L261 178H259V179H262ZM151 178H152V180H151ZM159 178V179H158ZM172 179L171 180V186H170V184H168L169 183V179ZM197 178V179H196ZM208 178V179H207ZM209 178H210V180H209ZM214 178V179H213ZM226 178L228 179V181H226ZM240 178H242V180L240 179ZM253 178V179H252ZM255 178V179H254ZM121 179V180H120ZM156 181H155V180ZM160 179H162V180H160ZM168 179V180H167ZM178 179V180H177ZM215 179H216V181H215ZM239 179V180H238ZM244 179V180H243ZM246 179V180H245ZM250 179V180H249ZM252 179V180H251ZM120 180V181H119ZM150 180V181H149ZM160 180V181H159ZM200 180V183L198 182V181ZM203 182H202V181ZM233 180V181H232ZM247 180H249V181H247ZM18 181H19V178H18ZM18 181L16 182V186H23V185H21L22 183H20V185L19 184H17L18 183ZM117 181H118V183H117ZM159 181V182H158ZM163 181H165V182H163ZM176 182V184L174 183V182ZM193 181H194V183H193ZM211 181V182H210ZM222 183H220V182ZM225 181H226V183H225ZM139 182V183H138ZM154 182H156V183H154ZM161 182V183H160ZM196 182V183H195ZM206 182V183H205ZM208 182H210V183H208ZM214 182V183H213ZM217 184H216V183ZM222 185V187L223 188H219V187H221V185L219 184V183ZM243 182V183H242ZM246 184H245V183ZM249 182H253V183H249ZM158 183V184H157ZM165 183V184H164ZM203 183V184H202ZM223 183H225L224 184V186H223ZM234 183V184H233ZM124 184V185H123ZM159 184H161L162 185V187H160V185ZM179 184V185H178ZM181 184H183V185H186V186H188L189 185V188L191 187V185H193L191 188H194V189H190V191H192L193 190V194H194V191H197V192H195V196L197 197H193V194L191 195V194H188V191L186 192V186H182ZM194 184H196L197 186H194ZM208 184V185H207ZM209 184H211V186L210 187H207V186H209ZM218 184H219V186H218ZM233 184V186H232V188L233 189H235V190H233L232 189V193H231V191H229V193H228V189L230 190V188H231V186L230 185H232ZM243 184V185H242ZM247 184H249V186H251L252 184H255V185H253L252 187H251V189L250 188H246V187H249ZM251 184V185H250ZM258 184V185H257ZM115 185V184H114ZM157 185H159L158 187H156ZM164 185V186H163ZM172 185H173V189H175V192L173 191V189H172ZM175 185V186H174ZM198 185H199V187L202 185V189H201V187H200V189H199V187H198ZM245 185H246V187H245ZM260 185H263L264 186V181L263 182H261V184ZM9 186L11 187V189H12V185H11V183L9 184ZM118 186V187H117ZM122 186V187H121ZM166 186H167V189H166ZM170 186V187H169ZM181 186V189H183L184 188V190H182V191H180L181 189L180 188H178V187H180ZM205 186V187H204ZM212 186H213V188H212ZM217 188H215V187ZM236 186H237V188L239 189V190H237V188H236ZM238 186H240V188L238 187ZM255 186V187H254ZM165 187V188H164ZM169 187V188H168ZM196 187V188H195ZM225 187H226V189H225ZM117 188V189H116ZM147 188V187H146ZM178 188V189H177ZM206 188V189H205ZM209 188V189H208ZM210 188H212L211 189V191H210ZM219 188V189H218ZM228 188V189H227ZM152 189L150 190V188H148L147 190H150V191H147L148 193L149 192H151V194H152ZM166 189V190H165ZM168 189L170 190V193L173 191L174 193H171L170 195H169V191H168ZM200 190V192H208V193H206L205 192V197H204V193H199L198 192V190ZM216 189V190H215ZM222 189H223V191L226 193V194H224V192L222 191ZM250 189V190H249ZM264 189V188H263ZM177 190V191H176ZM179 190V191H178ZM204 190V191H203ZM243 191V193L241 192V191ZM153 191V192H154ZM160 191H163V194L164 193H168V195H169V197H167L166 195L167 194H164L165 195V197H164V195H163V197L165 198V199H162L163 197H162V195H160L161 193H159ZM165 191V192H164ZM184 191V192H183ZM216 191V192H215ZM219 191V192H218ZM234 191V192H233ZM236 191H238V192H236ZM240 191V192H239ZM158 192V193H157ZM178 192H180L181 194H179ZM184 194H183V193ZM186 192V193H185ZM212 193L213 195L215 194V196H212V194H210V196H209V193ZM218 192V193H217ZM123 193V194H122ZM221 193L223 194V196L221 195ZM230 194V195H228V194ZM237 195H236V194ZM239 193H242V194H239ZM157 194H159V196L157 195ZM182 194L183 195H185L186 194V197L185 196H182ZM187 194H188V196H187ZM219 194V195H218ZM36 195H38V196H40L41 194L40 193H36ZM173 197H172V196ZM174 195H176L175 197H177V195H178V197L179 198H181V200L179 201V200H175V198H174ZM221 195V196H220ZM225 195H226V198H225ZM231 195H234V196H231ZM181 196V197H180ZM192 196V197H191ZM199 196H200V198H199ZM209 196V197H208ZM212 196V197H211ZM229 196V197H228ZM231 196V197H230ZM240 196V197H239ZM13 197V196H12ZM171 197V198H170ZM186 198V200H189V201H191V203H196V205H197V208H195V210H196V213H194V214H190V213H192V212H194L193 210L194 209H192L193 207L191 206V203H188L189 201H186L185 199H183V198ZM189 197H191V198H189ZM207 197V198H206ZM217 197H219V198H217ZM238 197V198H237ZM171 199V200H169V199ZM174 198V201H175V203L177 202V204H173L174 203V201L172 200ZM189 198V199H188ZM223 199V201H224V204L226 203V204H232V203H234V204H232L233 205V207H232V205L230 204V206L232 207V208H227V209H229V212H227V209H225V207H224V205H222L223 204V202H222V199ZM233 198V199H232ZM259 198H261V199H259ZM155 199V200H154ZM167 199H168V201L169 202H167ZM190 199H193V200H190ZM194 199H195V201H194ZM197 199V200H196ZM206 199H207V201H209L208 202V205L206 206V204H207V201H206ZM213 199V200H212ZM227 201H226V200ZM228 199H231V201L228 203ZM236 199H237V201H236ZM240 199V200H239ZM241 199H243V200H241ZM116 200V199H115ZM151 200V201H150ZM158 201V203H157V201ZM165 202H164V201ZM183 200V201H182ZM184 200H185V203H186V208H190V207H192L191 209H192V212H191V210L190 211H188V210H186V208H185V203H184ZM204 202H203V201ZM215 200H216V202H220V203H222V204H220L221 206L220 207H222V208H220L219 207V205L215 202ZM232 200H234V202L232 201ZM238 200L239 201H241V202H246L243 206H237L236 207V204L235 203H237L238 202ZM251 200V201H250ZM172 201V202H171ZM183 203H182V202ZM212 201H214V202H212ZM181 204H180V203ZM199 202V203H198ZM202 202L205 204H202ZM157 203V204H156ZM166 203H171L169 206L171 207V208H177V209H167V204ZM180 205H179V204ZM214 203V204H213ZM163 206H162V205ZM184 204V205H183ZM189 204H190V207H188L189 206ZM218 205V207H217V205ZM242 204V203H241ZM175 207H174V206ZM176 205H177V207H176ZM184 206V209H185V211H186V213H187V215H186V213H184L185 211L183 210V211H181L182 209H183V206ZM202 205V206H201ZM213 206V207H211L210 208V206ZM254 205V206H253ZM263 205V206H262ZM165 206V207H164ZM168 206V208H170ZM181 206V207H180ZM198 206H199V209H198ZM205 206H206V208H205ZM215 206V207H214ZM247 206H245V207H247ZM160 207V208H159ZM178 207H180V208H178ZM202 207V208H201ZM203 207H204V210H203ZM159 208V211H156V209H158ZM162 208H164V210L162 209ZM200 208L202 209V211H200L201 212V214L200 213H198L199 212V210H200ZM214 208H215V210H214ZM217 208V209H216ZM219 208H220V210H219ZM224 208V209H223ZM234 208H236L235 210H234ZM161 209V210H160ZM166 209L169 211V213H168V211H166ZM179 209V210H178ZM181 209V210H180ZM232 209H233V211H232ZM256 209V210H255ZM174 210V211H173ZM176 210H177V213H179L180 214V218H182L184 215V217L183 218H186L185 220L188 222H186V224L183 226V222H184V219H182L183 220V222L181 221V219L180 218H178V216H179V214L176 216V213H175V215H173L174 213H172V215L173 216H175V217H173L172 218V215H171V212H176ZM217 210V211H216ZM218 210H219V212H218ZM223 210L225 211L226 210V212H224V213H220V211L221 212H223ZM181 213H180V212ZM198 211V212H197ZM216 211V212H215ZM155 212V213H154ZM182 212H183V214H182ZM190 212V213H189ZM203 212V213H202ZM212 212H214V213H212ZM249 212H250V214H249ZM156 214V215H154V214ZM198 213V215H196ZM206 213H207V215H206ZM218 213H220L219 215H218ZM252 213H254V216H253V214ZM189 214V215H188ZM204 215V216H202V217H200L201 215ZM255 214H256V216H255ZM182 215V216H181ZM191 215H193V216H191ZM207 217H206V216ZM210 215H211V217H210ZM213 215V216H212ZM229 215H233L232 217H230L229 218ZM250 215V216H249ZM187 216V217H186ZM191 218H190V217ZM216 218H215V217ZM249 216V217H248ZM190 218V222L188 221V219ZM205 217V218H204ZM208 217H210L209 218V222L207 221L208 220ZM212 217H213V219H212ZM115 218H117V221H116V219H115V223L114 224H116L117 222H119L118 220H119V217L118 216H116ZM153 218V220H151ZM163 218H164V221L166 220V223L163 221ZM169 218H171V221H170V219ZM175 218H178V220L180 219V221L178 222V220L176 219V221H175ZM234 218V219H233ZM256 219V220H255ZM140 220V222H142V220H143V218H140L139 219ZM145 220V219H144ZM145 220V221H146ZM252 220V221H253ZM164 222L165 224H166V226H163V225H165V224H161L162 222ZM169 221V222H168ZM252 221H250V222H248V225H246V227H243V228H241V230H240V227L239 228H236L235 229V231H234V233H233V235L231 234L230 235V238H225V240L226 241H224V242H222V239L221 238H219L216 234H215V236H217L218 238H219V241H217L216 239H217V237H215V236H213L212 235V237H214V238H216V239H214V238H212V237H210V240L212 239H214L213 240V242L215 243L214 245H216V246H214L213 248H212V246H211V249L209 248V251L211 250H214V249H216V247H219L218 248V250L222 247V246H224V244L223 243H227L228 242V240H229V242L227 243V244H225L226 246H224L223 248H221V249H224L225 250V252H228V253H231L232 254V258H233V260H234V258H235V256H237V258L235 259L236 261H234L236 264H237V261L239 262H241V261H243V260H245L244 261V263L245 264H251L252 262H254V259L256 260L257 259V261H255L254 263H252V264H260V262H261V264H264V235H263V237H261L262 235H260V236H257V237H260V238H257V239H253V240H250V237H249V234H251V233H253V235H256L258 232L257 231H259V230H256V228H258L257 227V224L255 223H252ZM152 222V223H151ZM167 222L169 223L168 225H169V227L167 228ZM177 222H178V224H177ZM184 222V223H185ZM100 222H98L97 224H99ZM120 223H123L122 221H120ZM161 224L159 227L156 225V224ZM170 223H171V225H173V226H171L170 225ZM208 223V224H207ZM249 223H250V225H252V224H254L255 225V227L252 225V227H254V228H252L250 225H249ZM114 224H112V228H114ZM118 225H119V223H117ZM155 224V225H154ZM121 225V226H120ZM119 226L121 227H119L120 228V230H122V228H123V225L122 224H120ZM154 225V226H153ZM177 225V226H176ZM125 227H124V231L126 232V236L127 235H129V230L131 231V226H130V228H129V225H124ZM162 226V227H161ZM128 227V228H127ZM180 228V229H179ZM182 228H184V230L182 229ZM246 228H249V229H246ZM252 228V229H251ZM129 229V230H128ZM165 229V230H166ZM182 229V230H181ZM242 229H243V231H244V229H246V231H244L243 233H242ZM121 231L122 232V234H124L123 232L124 231ZM170 230V229H169ZM182 231V233H181V231ZM241 231V233H240V235L241 234H243V235H245L246 234V236L244 237V239L242 238V237H239L240 235L239 234H237V231ZM251 232H249V231ZM253 230V231H252ZM256 230V231H255ZM132 232H133V227H132ZM172 233H176V235L174 234H172ZM249 233V234H248ZM131 234V233H130ZM133 234V233H132ZM239 235V236H238ZM252 235V236H253ZM174 238H173V237ZM177 236V237H176ZM186 236V237H185ZM241 239V241L243 240V242H240V240L239 239H236V238H238V237ZM242 236V235H241ZM249 238H248V237ZM251 236V237H252ZM169 237V240H170V238H173V239H171V240H173L174 241V239H175V237H176V239H175V241L177 240V238H178V241H177V244L176 243H174L173 241V245H172V243H171V241L169 242H167V238ZM184 237V239H183V241H185L187 238H188V241H187V243H186V245L184 246V244H185V242H183L182 241V238ZM162 238V239H161ZM164 238V239H163ZM166 238V239H165ZM179 238H180V240H179ZM263 238V239H262ZM191 239V240H190ZM247 239H249V240H247ZM224 240V239H223ZM236 240V241H235ZM238 240V241H237ZM258 241V243H257V241ZM190 241V242H189ZM221 241V242H220ZM247 241V242H246ZM252 241H253V244L251 245V243H252ZM256 241V242H255ZM260 241V242H259ZM138 242H140V240L138 241ZM180 242V243H179ZM221 244V245H219V243ZM235 243L234 245H233V243ZM238 242H240L239 244H241L240 246L242 247H240L239 246V244H236V243H238ZM246 242V243H245ZM263 244H262V243ZM168 243V244H167ZM171 243V246L169 245ZM188 243H190V245H187ZM255 243L257 244L256 246H255ZM180 244V245H179ZM182 244H183V246H182ZM213 244V243H212ZM223 244V245H222ZM245 244V245H244ZM246 244H247V246H246ZM260 244H262V245H260ZM169 245V246H168ZM217 245H219V246H217ZM239 246V247H237V246ZM248 245H250V246H253V247H249ZM259 245V246H258ZM152 246V247H153ZM221 246V247H220ZM248 247V248H246V247ZM255 246V247H254ZM263 246V247H262ZM167 247H170V248H167ZM183 247H186V249L185 248H183ZM193 247V246H192ZM191 247V249H189L190 251H192V250H194V248H192ZM243 247H245V248H243ZM259 249H258V248ZM154 248H155V246H154ZM154 248H152V250H153V252L155 251V249ZM255 248H257V249H255ZM262 248V249H261ZM170 249V250H171ZM182 249V250H181ZM234 249H238V251L237 250H234ZM241 249V250H240ZM53 250H56V249H53ZM216 251H217V249H216ZM243 253H242V252ZM248 251V252H247ZM171 252V251H170ZM225 252H223V253H225ZM240 252L242 253V254H240ZM208 253V252H207ZM206 253V254H207ZM210 253V252H209ZM207 254L206 256H208V255H211V254ZM212 253V252H211ZM213 253H215V251H213ZM212 253V254H213ZM233 253H235V254H233ZM245 253V254H244ZM255 253V254H254ZM251 254L254 256V257H252L251 256ZM215 255V254H214ZM213 255V256H214ZM239 255V256H238ZM243 255H246L245 256V259H243L244 257H243ZM250 255V256H249ZM242 256V257H241ZM256 256V257H255ZM260 256V257H259ZM211 257V256H210ZM210 257H206V260H210ZM243 259H241V258ZM221 258V257H220ZM241 260H240V259ZM249 258V259H248ZM258 258H259V260H258ZM262 260H261V259ZM248 259V260H247ZM251 259V260H250ZM252 259H253V261H252ZM204 260H205V258H203L201 261H203V262H201V261H198L199 263L198 264H207V262H208V264H212L215 260L213 259L212 261H210V263H209V261H205L204 262ZM251 262H250V261ZM217 261V260H216ZM220 261H221V259H220ZM247 261V262H246ZM249 261V262H248ZM259 261V262H258ZM263 261V262H262ZM239 262V263H240ZM193 263V262H192ZM178 264H180V263H178ZM186 264H190V262L189 263H186ZM194 264H196V263H194ZM216 264H219V263H216Z\"/></svg>",
	"mask_w": 264,
	"mask_h": 264
}]
</instances>
